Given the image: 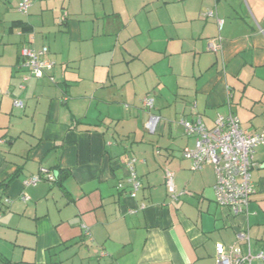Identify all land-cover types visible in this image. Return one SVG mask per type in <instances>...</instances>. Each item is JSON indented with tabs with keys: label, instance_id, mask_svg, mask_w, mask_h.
Listing matches in <instances>:
<instances>
[{
	"label": "crops",
	"instance_id": "0c3cea01",
	"mask_svg": "<svg viewBox=\"0 0 264 264\" xmlns=\"http://www.w3.org/2000/svg\"><path fill=\"white\" fill-rule=\"evenodd\" d=\"M11 3L19 14L17 0ZM105 6L112 13L99 11ZM30 9L29 16L41 20L57 9L69 46L96 37L115 42L110 64L98 73L93 63L81 86L65 79L77 61L71 48L61 55V42L49 41L33 20H14L20 23L3 31L0 264H216L217 245L264 256V145L253 158L255 193L246 212L234 215L214 202L213 167L193 173L179 155L195 139L183 136L178 124L199 119L211 128L218 115L232 112L246 132L264 128V0H30ZM80 16L82 31L75 21ZM123 18L135 23L127 39L136 42L132 49L106 28ZM218 40L220 51L210 52ZM42 46L55 64L48 74L53 81L29 78L21 67V48ZM145 96L153 109L142 112ZM150 116L159 119L153 132L145 128ZM130 159L140 182L134 198ZM41 168L55 182L24 186ZM166 169L177 192H185L175 201L164 185ZM239 233L248 234V247Z\"/></svg>",
	"mask_w": 264,
	"mask_h": 264
},
{
	"label": "built area",
	"instance_id": "2783aa9c",
	"mask_svg": "<svg viewBox=\"0 0 264 264\" xmlns=\"http://www.w3.org/2000/svg\"><path fill=\"white\" fill-rule=\"evenodd\" d=\"M30 9V0H17V11L21 15H28ZM213 11L206 13L207 17H212ZM219 29L223 21L218 20ZM213 52H218L221 48L220 41L211 42L208 45ZM48 48H21L19 57L21 67L28 69L29 76L33 78L48 77L55 64L47 58ZM30 78V77H29ZM1 93V92H0ZM66 99H64L65 101ZM145 108L152 107V100L144 99L142 102ZM13 105L22 108L20 100H14ZM159 119L150 116L145 128L153 132ZM178 124L185 137H194V147L184 149L182 158L189 163L191 172H199L205 166L211 165L214 170L215 181L213 185L214 202L217 206L227 208L234 215L246 212L251 196L255 193L254 185L251 181V170L253 158L258 147L264 145V128L260 133L250 134L240 126L238 117L232 112L227 115H218L213 121L211 128H207L199 119L189 121L179 120ZM159 154V151L155 152ZM135 159H130L126 164L129 169L128 183L131 188L130 197L134 198L140 187L137 174L133 170ZM43 178L48 182L55 180L53 174L46 169L41 168L36 176H32L24 182V186H35ZM164 185L169 198L175 201L185 192H177L174 186V173L170 169L164 171ZM122 187V185H118ZM22 201H27L26 196L20 197ZM7 203V200H5ZM85 234H88L87 228L83 226ZM237 238L245 241L248 247V234L239 233ZM253 259L264 260L263 254L252 257L249 250L243 254L239 247L233 246L227 252L221 245L216 246V264H252Z\"/></svg>",
	"mask_w": 264,
	"mask_h": 264
},
{
	"label": "rangeland",
	"instance_id": "374dc122",
	"mask_svg": "<svg viewBox=\"0 0 264 264\" xmlns=\"http://www.w3.org/2000/svg\"><path fill=\"white\" fill-rule=\"evenodd\" d=\"M12 8H14V4L11 3V0H0V41L3 39V31H6L8 28V25L17 19H20L22 21H28L27 19L29 18V20L31 19V21L33 20L34 22L32 23L33 27L35 29H40L39 31H41L43 34L46 35L47 39L49 41H52L54 43L55 39L59 42H61V46L60 48L57 47V51H59L61 53V55H68V50L70 49V54L71 57H73L75 60L77 59V61L74 64H70L69 67H72V69L67 70L66 72H64L65 74V79L69 82H73L77 81L78 83L81 84V86H86L88 79L92 76L91 74V65L94 63V66L96 65V68L98 70V73L102 72L101 69L103 68V66L105 65H109L110 64V60L113 58V51L108 52V49H111L112 46L114 45V40L113 41H102L101 38L96 37L93 40H89L86 41L83 40L78 43V44H72L71 46H69V35L65 34L62 37V33L66 28L59 27V13L57 11V9H55V11L49 10L47 14L42 16V20L41 17H39L40 19H36L34 17H32L31 15L29 16L31 9H29V13L28 15H21V14H14V11H12ZM95 9H99L98 6L93 8V11L91 12V15H93L92 13L94 12H98V10ZM103 13V15L105 14H109L112 13L111 10H109L106 6L103 10H99ZM64 13V12H63ZM114 13V12H113ZM130 13V12H128ZM52 14V16H51ZM77 17V16H76ZM75 17V21L77 20L79 24H82L80 26V31L83 30V23L85 20V18L83 16H80L78 18ZM71 18H74V16H71ZM89 23L91 21L87 20ZM119 22V21H118ZM117 21H115L114 23L109 22L108 26L106 28H109L111 31L114 32V34L112 35H118L119 36V41H126V45L128 47H130L131 49L134 48L133 46L136 45V42L133 41L132 39L127 40L128 37H130L133 33H134V26L135 23L134 22H127L124 18L123 21L118 23ZM92 23V22H91ZM100 24V21H99ZM99 24L94 22V25L92 26L95 30H99L101 29V25L99 27ZM102 24V23H101ZM120 44V43H119ZM100 45V46H98ZM98 47V55L97 58L95 60V62H93V59H91L90 55H93L95 53V51H97ZM57 53V52H54ZM82 57V58H81ZM96 63V64H95ZM116 60H114V65L112 64V66H116ZM79 68H80V73L79 72ZM117 78V77H115ZM116 83V82H115ZM83 88H81V90H83ZM161 91V90H160ZM143 92V93H147ZM165 92V91H162ZM152 93V92H151ZM165 93H169L172 94L173 92L170 91H166ZM143 94L141 93L140 96H142ZM143 97V96H142ZM140 98L139 102L141 103V108H142V112H147L146 110L143 109L142 107V102L145 98H147L146 96L144 98ZM138 109L141 110L140 106L138 105L137 107ZM136 115V114H135ZM166 133H167V125H166V129H165ZM184 136V135H183ZM188 138V137H186ZM179 155H181V151H179ZM256 152V151H255ZM178 155V152H177ZM172 170V169H170ZM253 178H251V180L253 181L254 179V175L252 176ZM11 237V236H9ZM9 242V239H8ZM8 246H12L10 245V242L8 243ZM10 250L8 249V255H10L9 252Z\"/></svg>",
	"mask_w": 264,
	"mask_h": 264
},
{
	"label": "trees",
	"instance_id": "16d2710c",
	"mask_svg": "<svg viewBox=\"0 0 264 264\" xmlns=\"http://www.w3.org/2000/svg\"><path fill=\"white\" fill-rule=\"evenodd\" d=\"M65 17H66V14H64L61 18H60V23H63L64 21H65ZM18 23H20V21H15V22H12V25H18ZM14 27V26H13ZM215 43H217V42H215ZM220 44H221V42H220ZM221 49V48H220ZM208 50L210 51V52H213V51H211L210 49H209V47H208ZM49 51V50H48ZM220 51V50H219ZM218 51V52H219ZM217 52V53H218ZM213 53H216V52H213ZM49 54V53H48ZM30 78H31V76H29ZM146 99H149V98H146ZM151 100V99H150ZM14 102V101H13ZM142 107H143V109L144 110H146V111H150V110H152L153 109V100H152V107L150 108V109H148V108H145L144 106H143V104H142ZM190 121V120H189ZM179 122V121H178ZM184 135V134H183ZM181 157H182V154H181ZM206 167V166H205ZM203 170V169H202ZM201 171V170H200ZM199 171V172H200ZM214 171V170H213ZM193 173H195V172H193ZM215 177V176H214ZM9 181H11V178H9L8 179V182ZM55 182V180L53 181V182H51V183H54ZM130 193H131V191H130Z\"/></svg>",
	"mask_w": 264,
	"mask_h": 264
}]
</instances>
